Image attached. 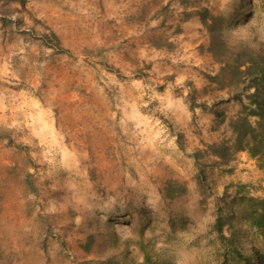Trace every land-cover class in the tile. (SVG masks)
<instances>
[{
  "label": "rangeland",
  "instance_id": "rangeland-1",
  "mask_svg": "<svg viewBox=\"0 0 264 264\" xmlns=\"http://www.w3.org/2000/svg\"><path fill=\"white\" fill-rule=\"evenodd\" d=\"M21 1L0 0V264H241L234 247H263L233 197L264 196V162L240 152L199 180L190 156L239 107L206 78L198 18L177 0ZM214 1L233 39L264 44V0Z\"/></svg>",
  "mask_w": 264,
  "mask_h": 264
},
{
  "label": "trees",
  "instance_id": "trees-1",
  "mask_svg": "<svg viewBox=\"0 0 264 264\" xmlns=\"http://www.w3.org/2000/svg\"><path fill=\"white\" fill-rule=\"evenodd\" d=\"M23 2V0L21 1ZM183 7L182 20L197 17L207 36L206 50L218 69L206 74L215 89L226 93V100H235L239 107L228 119L227 134L219 141L206 143L191 153L197 176L202 180L203 167L212 163L228 164L236 154L245 152L259 165L264 162V44L254 45L247 39H233L230 27L240 19L225 8H219L214 0H177ZM236 11L244 10L251 0H235ZM45 38H48L45 35ZM189 98L193 100L192 94ZM203 107L204 103H199ZM247 184L236 185L233 200L246 205L242 220L247 227L264 239V196H251L244 191ZM183 188L181 189V191ZM224 220L216 216L213 228L222 235ZM236 260L241 264H264V246H252L249 253L233 248Z\"/></svg>",
  "mask_w": 264,
  "mask_h": 264
}]
</instances>
